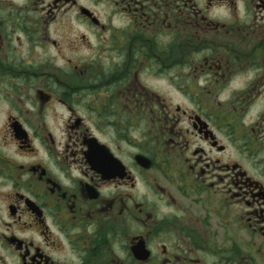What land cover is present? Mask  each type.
Instances as JSON below:
<instances>
[{
	"label": "flooded vegetation",
	"instance_id": "1",
	"mask_svg": "<svg viewBox=\"0 0 264 264\" xmlns=\"http://www.w3.org/2000/svg\"><path fill=\"white\" fill-rule=\"evenodd\" d=\"M0 264H264V0H0Z\"/></svg>",
	"mask_w": 264,
	"mask_h": 264
},
{
	"label": "rangeland",
	"instance_id": "2",
	"mask_svg": "<svg viewBox=\"0 0 264 264\" xmlns=\"http://www.w3.org/2000/svg\"><path fill=\"white\" fill-rule=\"evenodd\" d=\"M67 24L65 23V25L64 26H66ZM57 26H59V27H54L53 29H52V33H50V36H52V37H62V35H63V33L62 32H60V31H58L59 29H60V27L62 26V25H57ZM67 28H68V26H67ZM67 28L64 30V32H65V37L66 38H68V39H72L73 38V35L72 34H69V30H67ZM65 37H64V41H65ZM68 41V40H67ZM66 41V42H67ZM63 51V57H65V58H71L72 57V54H71V52H67V51H65V50H62ZM51 53L48 51V52H46V55L47 56H49ZM32 58H34V59H40V56H39V53H37V52H33V54H32ZM58 64H62V61H58Z\"/></svg>",
	"mask_w": 264,
	"mask_h": 264
}]
</instances>
